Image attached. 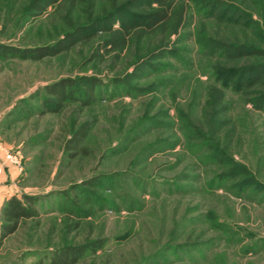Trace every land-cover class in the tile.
I'll return each instance as SVG.
<instances>
[{
	"label": "rangeland",
	"instance_id": "374dc122",
	"mask_svg": "<svg viewBox=\"0 0 264 264\" xmlns=\"http://www.w3.org/2000/svg\"><path fill=\"white\" fill-rule=\"evenodd\" d=\"M31 1L0 0V44L51 45L93 3ZM174 7L185 11L175 34L132 31L112 50L96 33L38 61L0 57V208L39 197L38 218L0 243V264H51L69 248L82 251L67 264H264V78L221 77L264 64V0ZM81 79L95 82L89 103L45 106V87Z\"/></svg>",
	"mask_w": 264,
	"mask_h": 264
},
{
	"label": "trees",
	"instance_id": "16d2710c",
	"mask_svg": "<svg viewBox=\"0 0 264 264\" xmlns=\"http://www.w3.org/2000/svg\"><path fill=\"white\" fill-rule=\"evenodd\" d=\"M58 0H32L30 11H44L52 6ZM73 1V0H71ZM83 3L88 0H81ZM91 6L88 7L86 14V23L72 25L71 31L65 34L55 43L36 48H17L9 45L0 44V57H15L22 60L38 61L46 57H53L61 54L78 40L89 38L92 34L105 33L106 40L102 46H110L112 50L124 47L132 31H138L139 34H153L155 31L164 32L165 27H171V33L175 34L179 25L184 21L185 11L183 9L175 10L176 0H99V4H94L95 0H89ZM215 6L213 2H207L206 7ZM90 11V12H89ZM116 26V27H115ZM248 50V51H247ZM222 51L229 57L238 55L250 56L260 52L249 50L237 45H222ZM153 55V53H152ZM148 64L147 59H143L137 70L144 68ZM227 69H223L224 83L233 82L230 79L239 75L237 82L240 84H252L264 78V64L256 63L253 65L237 68L232 75ZM226 79V80H225ZM84 91H80L81 87ZM95 82L93 80H79L72 82L68 80L59 81L53 85L45 87L49 98H44L45 106L57 110L61 104L67 100H81L83 104L89 103ZM216 102L220 100L221 94L211 95V99ZM256 106L264 107V93L258 95L254 100ZM86 134L84 127L79 128L72 138L68 141L67 147L73 148L72 144H77L80 138ZM39 197L31 195H22L21 199L13 196L7 199L0 208V243L14 234L22 223L27 220H36L39 216L36 207ZM92 250L98 248V245L90 246ZM82 249H65L58 256L52 257L51 264H67L73 262Z\"/></svg>",
	"mask_w": 264,
	"mask_h": 264
},
{
	"label": "built area",
	"instance_id": "2783aa9c",
	"mask_svg": "<svg viewBox=\"0 0 264 264\" xmlns=\"http://www.w3.org/2000/svg\"><path fill=\"white\" fill-rule=\"evenodd\" d=\"M10 159V157H8Z\"/></svg>",
	"mask_w": 264,
	"mask_h": 264
}]
</instances>
